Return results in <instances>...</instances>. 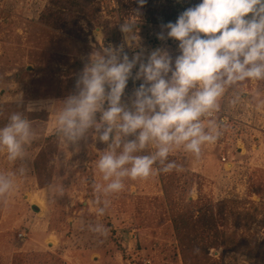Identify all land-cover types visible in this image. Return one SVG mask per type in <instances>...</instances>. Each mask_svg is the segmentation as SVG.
<instances>
[{"label":"rangeland","instance_id":"obj_1","mask_svg":"<svg viewBox=\"0 0 264 264\" xmlns=\"http://www.w3.org/2000/svg\"><path fill=\"white\" fill-rule=\"evenodd\" d=\"M196 3L147 0L137 26L145 55L156 47L178 54L176 41L156 33ZM137 7L135 0H0V126L23 112L37 131L26 161L10 162L0 150V172L26 168L15 191L0 196V264H264V106L254 99L264 98V81L238 85L236 105L228 102L232 90L225 94L215 113L222 134L198 159L174 149L168 158L180 170L126 178L107 196L93 190L105 183L96 161L107 145L89 136L67 146L53 111L25 110L73 92L87 56L102 45L95 30L105 46L122 43L119 25ZM125 50L131 57L140 49ZM139 83L129 80L125 99ZM97 223L103 234L90 230Z\"/></svg>","mask_w":264,"mask_h":264},{"label":"clouds","instance_id":"obj_2","mask_svg":"<svg viewBox=\"0 0 264 264\" xmlns=\"http://www.w3.org/2000/svg\"><path fill=\"white\" fill-rule=\"evenodd\" d=\"M146 2L135 0L138 7L120 23L122 43L105 46L102 31L95 30L102 45L87 56L73 92L62 100L25 108L53 111L56 133L67 146L89 136L107 145L96 161L105 183L93 186L103 196L119 193L126 178L180 170L182 166L168 158L174 149L198 159L202 146L215 143L222 134L223 123L215 113L225 94L231 89L228 102L236 105L241 99L238 85L264 81V0H198L185 8L156 33L158 40L177 42L175 56L165 47L145 55L140 47L137 26ZM126 48L140 50L130 57ZM130 79L140 83L125 99ZM254 99L257 107L264 106V98ZM36 136L24 113L12 112L0 126V150L10 162L26 161V146ZM149 146L152 150L145 152ZM25 170L22 163L14 171L0 172V196L15 191L17 177ZM100 203L98 216L109 202ZM90 230L103 234L105 228L97 223Z\"/></svg>","mask_w":264,"mask_h":264}]
</instances>
